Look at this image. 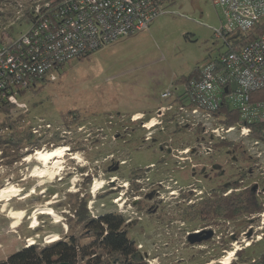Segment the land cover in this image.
Wrapping results in <instances>:
<instances>
[{
    "label": "rangeland",
    "instance_id": "374dc122",
    "mask_svg": "<svg viewBox=\"0 0 264 264\" xmlns=\"http://www.w3.org/2000/svg\"><path fill=\"white\" fill-rule=\"evenodd\" d=\"M29 2L0 0V36L28 30L19 19ZM168 8L173 13L157 17L148 30L74 59L54 82L24 92L26 107L9 113L0 107V261L29 241L44 246L82 233L77 214L84 198L92 215L125 218L123 228L145 264H221L235 246L242 250L234 264H252L263 255L259 212L192 222L177 209L186 196L213 197L233 182L256 187L264 205V145L238 134L218 140L202 122L179 124L158 112L174 101L165 92L183 90L196 70L227 51L214 33L224 18L212 0H170ZM33 128L41 131L33 149L4 142L14 131ZM63 147L65 156L47 165L36 158L38 150ZM136 195L143 209H135ZM157 201L160 209L151 212ZM205 226L215 230L212 238L191 244L188 231ZM91 241L83 237L81 244Z\"/></svg>",
    "mask_w": 264,
    "mask_h": 264
},
{
    "label": "built area",
    "instance_id": "2783aa9c",
    "mask_svg": "<svg viewBox=\"0 0 264 264\" xmlns=\"http://www.w3.org/2000/svg\"><path fill=\"white\" fill-rule=\"evenodd\" d=\"M169 2L30 0L19 19L20 25L29 26L28 30L18 37L5 34L0 47V104L7 102L18 108L26 107L20 100L24 92L57 80L60 70L70 61L86 58L124 37L148 30L157 17L173 13L168 8ZM212 2L224 18L214 33L227 45V51L186 80L183 90L175 88L165 92L163 97H173L174 101L161 106L158 112L162 116L171 114L172 120L179 124L202 122L205 133L218 140L238 134L242 139H250L254 146L264 145L252 137V125L264 123V99L252 98L253 92L264 88V33L257 32L264 23V0ZM252 34L255 38L241 44ZM224 104L239 112L240 121L228 125L223 116L215 115ZM32 131L41 135L39 128ZM122 205H119L120 211ZM255 215L251 213L248 217ZM257 215L262 217L259 228L263 229L264 211ZM263 234L257 236V241L263 239ZM32 244L29 241L26 246ZM238 249L242 250L235 246L236 252ZM227 256L228 253L223 255L219 263L225 264ZM234 259L235 255L228 264Z\"/></svg>",
    "mask_w": 264,
    "mask_h": 264
},
{
    "label": "trees",
    "instance_id": "16d2710c",
    "mask_svg": "<svg viewBox=\"0 0 264 264\" xmlns=\"http://www.w3.org/2000/svg\"><path fill=\"white\" fill-rule=\"evenodd\" d=\"M257 32L260 34L264 33V23ZM253 38H255V34L249 35L241 44H247ZM3 43L4 37L0 36V47ZM80 59L83 60L84 58ZM198 71L199 69L189 78L197 75ZM33 90L37 91V88ZM252 98L254 100L264 99V88L253 92ZM0 107L9 113L14 105L4 102L0 104ZM215 115L223 116L224 122L228 125H234L240 121L239 112L233 110L227 104L222 105L215 112ZM35 136L32 129L24 133L14 131L4 142L16 147L29 144L32 145L33 149L34 146L37 147L39 145L38 141L35 140ZM252 137L264 143V123L252 125ZM221 143L228 146L231 145L230 141H222ZM220 189H222L221 194L208 197L199 207L207 222L220 217L225 220L234 219L239 215L257 213L264 210V205L259 200L256 187L240 188L238 182H233L222 186ZM229 189L233 190L225 194ZM77 215L78 223L82 226V233L72 235L68 240L63 238L54 240L44 246L40 244L24 246L7 256L5 260L0 261V264H108L112 261H118L120 264H145L141 252L136 248L135 240L123 228L125 218L121 214L110 212L94 217L87 207V198H84ZM83 237H90L92 239L91 243L82 245L81 239ZM236 253L239 254L240 252L237 251ZM263 259L264 253L252 264H261ZM231 264H234V262Z\"/></svg>",
    "mask_w": 264,
    "mask_h": 264
},
{
    "label": "flooded vegetation",
    "instance_id": "af4514ba",
    "mask_svg": "<svg viewBox=\"0 0 264 264\" xmlns=\"http://www.w3.org/2000/svg\"><path fill=\"white\" fill-rule=\"evenodd\" d=\"M134 187H135L136 191H139V190L142 189V187H141L140 184H134ZM148 195H151L152 196V193L151 194H148ZM189 196L188 197L186 196V197H184V198H182V199H180V200L177 201V209L181 213L180 216L183 219L185 218V219H187L189 221H192V222L193 221H196V220H205L204 219V216L202 215L201 209L199 207L202 204V202L204 200H206L207 198H202L201 197L199 200H193V198H191ZM134 197H136V200H134V202H133L135 209H138V210L139 209H143L144 208V205L142 204L143 202H142V200H140V197H137V195L134 196ZM159 204H160V201H157V205H155V207H153V208H150V209H152L151 212L157 213L158 210L160 209V205ZM132 213H134V211H132ZM218 219H221V217L218 218ZM126 221H127L128 225L130 226L131 223H133L134 218H132V216H131L130 218L126 219ZM208 222H211V221H208ZM210 229L213 232H215V230H213L212 228H210V226H205V227H203L201 229H198V230L193 229L191 231H188V233H187V239H188L189 235L192 232H204V231H207V230H210Z\"/></svg>",
    "mask_w": 264,
    "mask_h": 264
},
{
    "label": "bare ground",
    "instance_id": "6f19581e",
    "mask_svg": "<svg viewBox=\"0 0 264 264\" xmlns=\"http://www.w3.org/2000/svg\"><path fill=\"white\" fill-rule=\"evenodd\" d=\"M152 123H149L147 127L148 128H152L153 125H154L153 124L151 126L150 124H152ZM66 150H67L66 147L65 148L64 147L63 148H55V149H52V150L47 151V152L38 150L35 155H36V158L38 160L42 161L43 164L47 165L48 163H50L52 160H54L56 158H63L65 156V151ZM61 170H62V166H60L58 171H61ZM235 254H236V251H235V248H234L233 251L228 252L227 258L224 259V263L228 264Z\"/></svg>",
    "mask_w": 264,
    "mask_h": 264
},
{
    "label": "water",
    "instance_id": "95a60500",
    "mask_svg": "<svg viewBox=\"0 0 264 264\" xmlns=\"http://www.w3.org/2000/svg\"><path fill=\"white\" fill-rule=\"evenodd\" d=\"M213 235H214V232L212 230H207L204 232H192L188 237V241L191 244L202 243L212 238ZM58 264H67V263H58Z\"/></svg>",
    "mask_w": 264,
    "mask_h": 264
}]
</instances>
